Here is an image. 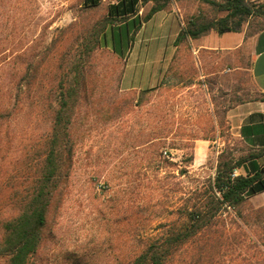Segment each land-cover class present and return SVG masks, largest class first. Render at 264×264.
I'll use <instances>...</instances> for the list:
<instances>
[{
	"label": "rangeland",
	"instance_id": "obj_1",
	"mask_svg": "<svg viewBox=\"0 0 264 264\" xmlns=\"http://www.w3.org/2000/svg\"><path fill=\"white\" fill-rule=\"evenodd\" d=\"M82 1L0 0V242L46 157L60 86L79 82L59 184L29 264H128L211 195L219 164L252 151L230 121L234 106L259 97L248 43L204 58L191 49L152 91H124V57L94 44L116 0L96 8ZM247 1L254 14L241 28L246 42L264 26L255 12L264 0ZM171 2L187 24L227 14L200 0ZM201 246L205 264H264V196L222 204L173 264H197Z\"/></svg>",
	"mask_w": 264,
	"mask_h": 264
},
{
	"label": "trees",
	"instance_id": "obj_2",
	"mask_svg": "<svg viewBox=\"0 0 264 264\" xmlns=\"http://www.w3.org/2000/svg\"><path fill=\"white\" fill-rule=\"evenodd\" d=\"M149 1L154 4L149 12L141 17L138 14V4L140 2L146 4ZM200 1L217 7L227 14L207 22L190 20L185 30L176 39L177 42L186 37L196 39L212 30L220 34L240 32L245 19L254 14L247 0ZM82 2L87 8H96L103 4V0H83ZM170 3L171 0H117L115 3H110L102 27L95 34V47L110 48L116 55L124 57V50L129 48L142 24ZM255 12L264 16V7L260 6ZM262 29L264 26L260 30ZM78 86L77 80L66 79L62 82L53 131L46 143V157L40 167L39 175L28 193L23 196L24 204L19 214L3 225L0 257L7 258V264H29L30 258L40 245L51 198L59 184L60 158L62 157L60 145L68 136L67 128L74 105L71 103V98L76 94ZM153 89L147 88L141 91L149 92ZM260 97L264 100V95ZM263 155L264 149L251 151L236 161L229 159L219 164L214 181L211 183V195L196 203L192 211L187 213L184 222L173 227L163 237L148 243L143 251L128 264H173L174 256L179 249L191 239L201 237L212 219L218 215L222 204L236 208L249 197L263 192L264 166L254 174L232 176L234 170L244 162ZM205 248L201 246L198 249L197 264H205L203 257Z\"/></svg>",
	"mask_w": 264,
	"mask_h": 264
},
{
	"label": "crops",
	"instance_id": "obj_3",
	"mask_svg": "<svg viewBox=\"0 0 264 264\" xmlns=\"http://www.w3.org/2000/svg\"><path fill=\"white\" fill-rule=\"evenodd\" d=\"M104 2L106 0H103ZM116 1H110L115 3ZM109 3V4H110ZM108 4V5H109ZM153 2L138 4V14L145 16ZM145 13V15H144ZM187 23L184 12L177 2H171L144 22L135 33L129 48L124 50V69L120 80L122 90H144L156 86L169 64L177 61L179 55L192 49L198 57L215 54H227L239 50L248 43L249 71L259 98L237 104L230 111L232 129L252 150L264 149V29L247 39L243 32L220 34L210 31L196 39L186 37L180 42L176 39L185 30ZM141 72V83H131L130 79ZM264 166V155L244 162L237 168L238 175L254 174ZM264 196V191L259 193Z\"/></svg>",
	"mask_w": 264,
	"mask_h": 264
},
{
	"label": "built area",
	"instance_id": "obj_4",
	"mask_svg": "<svg viewBox=\"0 0 264 264\" xmlns=\"http://www.w3.org/2000/svg\"><path fill=\"white\" fill-rule=\"evenodd\" d=\"M237 175H238V173H237V169H235L234 172H233V174H232V176L235 177V176H237Z\"/></svg>",
	"mask_w": 264,
	"mask_h": 264
}]
</instances>
